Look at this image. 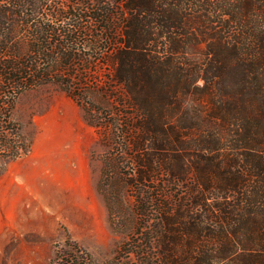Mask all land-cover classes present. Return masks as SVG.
<instances>
[{
  "label": "trees",
  "instance_id": "obj_1",
  "mask_svg": "<svg viewBox=\"0 0 264 264\" xmlns=\"http://www.w3.org/2000/svg\"><path fill=\"white\" fill-rule=\"evenodd\" d=\"M52 1L0 0V164L30 150L13 117L23 92L51 84L85 99L89 82L102 84L107 120L91 101L85 118L111 127L114 156L137 166L131 182L158 177L153 195L136 191V229L102 264L121 254L139 264H264V0H121L118 11ZM199 159L225 183L212 192L214 180L198 174L173 201L170 186L184 185ZM221 210L228 228L217 231ZM192 233L208 235L214 255ZM51 264L96 263L68 237Z\"/></svg>",
  "mask_w": 264,
  "mask_h": 264
},
{
  "label": "rangeland",
  "instance_id": "obj_2",
  "mask_svg": "<svg viewBox=\"0 0 264 264\" xmlns=\"http://www.w3.org/2000/svg\"><path fill=\"white\" fill-rule=\"evenodd\" d=\"M68 1L52 2L65 8ZM97 1L118 11L121 0ZM107 71L105 66L100 75ZM89 83L85 99L81 96L84 93L76 95V91L72 99L50 84L23 92L15 103L13 117L31 145L26 155L0 164V264H51L57 246L68 237L79 242L96 264L112 261L136 229V191L155 193L152 189L158 177L131 182L130 175L137 166L126 157L114 156L111 127L96 126L85 118L83 105L87 101L102 109L101 121L107 120L104 111L112 107L102 84ZM228 147L223 145L222 149ZM222 172L203 160L194 161L185 184L170 186L172 200L180 194L186 197L198 174L214 180L216 184L209 189L218 192L226 181ZM197 188L206 191L207 186ZM153 206L156 209L155 200ZM217 214L221 217L214 220L219 226L215 229L220 231L221 225L228 228L222 210ZM237 218H228L230 229H235ZM191 239L195 246H205L200 253L214 255L208 235L192 233ZM185 254L183 247L177 250V255ZM120 261L140 263L133 254H121Z\"/></svg>",
  "mask_w": 264,
  "mask_h": 264
}]
</instances>
